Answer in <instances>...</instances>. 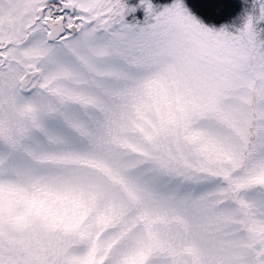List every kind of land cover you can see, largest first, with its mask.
<instances>
[{
	"label": "snow or ice",
	"instance_id": "6c2138e0",
	"mask_svg": "<svg viewBox=\"0 0 264 264\" xmlns=\"http://www.w3.org/2000/svg\"><path fill=\"white\" fill-rule=\"evenodd\" d=\"M0 264H264V0H0Z\"/></svg>",
	"mask_w": 264,
	"mask_h": 264
}]
</instances>
